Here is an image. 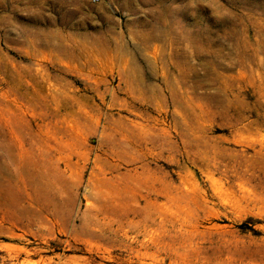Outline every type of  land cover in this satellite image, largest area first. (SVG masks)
Instances as JSON below:
<instances>
[{
	"label": "rangeland",
	"instance_id": "1",
	"mask_svg": "<svg viewBox=\"0 0 264 264\" xmlns=\"http://www.w3.org/2000/svg\"><path fill=\"white\" fill-rule=\"evenodd\" d=\"M0 264H264V0H0Z\"/></svg>",
	"mask_w": 264,
	"mask_h": 264
},
{
	"label": "built area",
	"instance_id": "2",
	"mask_svg": "<svg viewBox=\"0 0 264 264\" xmlns=\"http://www.w3.org/2000/svg\"><path fill=\"white\" fill-rule=\"evenodd\" d=\"M93 2H96L97 0H92Z\"/></svg>",
	"mask_w": 264,
	"mask_h": 264
}]
</instances>
